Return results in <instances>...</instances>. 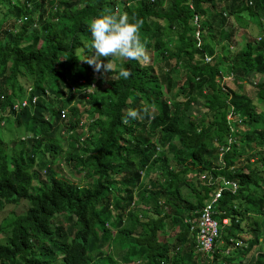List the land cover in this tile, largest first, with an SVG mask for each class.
Returning a JSON list of instances; mask_svg holds the SVG:
<instances>
[{
    "label": "trees",
    "instance_id": "obj_1",
    "mask_svg": "<svg viewBox=\"0 0 264 264\" xmlns=\"http://www.w3.org/2000/svg\"><path fill=\"white\" fill-rule=\"evenodd\" d=\"M117 9L143 21L140 39L150 62L117 61L131 77L114 81L107 73L88 96L96 78L82 61L92 42L89 22ZM235 16L260 38L239 49L233 44V51V40L243 41L228 23ZM0 17V127L22 128L13 138L0 134V207L28 203L13 212L8 229L0 225V264L244 263L241 255L264 234V113L252 102L241 104L236 90L232 99L217 79L223 59L230 61L234 81L252 84L264 100V0H0ZM29 86L37 101L16 111L11 99L24 97ZM229 94L240 122L227 119ZM72 100L82 107L72 106L65 120L60 110ZM144 106L151 117L121 122L128 109ZM81 127L89 131L82 141ZM62 129L70 132L71 147L54 162L63 153ZM217 145L227 149L223 163ZM205 173L237 182L236 192L224 191L216 201V217L230 219L222 239L238 237L248 246L203 259L191 227L218 188ZM184 187L194 202L183 196ZM164 224L179 229L172 243L157 240ZM136 225H145L138 249L129 246ZM115 227L110 248L117 252L107 253ZM244 232L254 237L239 235ZM134 251L138 259L127 262ZM257 262L264 264V253Z\"/></svg>",
    "mask_w": 264,
    "mask_h": 264
},
{
    "label": "clouds",
    "instance_id": "obj_2",
    "mask_svg": "<svg viewBox=\"0 0 264 264\" xmlns=\"http://www.w3.org/2000/svg\"><path fill=\"white\" fill-rule=\"evenodd\" d=\"M22 19H26L24 16ZM134 21V22H132ZM143 21L137 19L136 17H129V15L124 12L121 13L118 9L117 10H109L108 13L102 14L94 19H92L89 22L88 28L91 33V46L89 49H87L88 54L85 55V58L82 60L84 63H87L89 66H92L95 73L100 74V78L104 79L105 74L111 73V79L116 81L120 78H123L125 80L129 79L132 75L131 71L128 69H125L123 67H118L117 61H120L121 63L123 61L131 60V61H137V62H147L149 57L147 54L146 46L144 43L141 42L140 39V29L142 27ZM260 36H258V39ZM105 61H107L105 63ZM115 73V75H113ZM233 75V73H232ZM223 76V73H222ZM257 77L259 78V75L257 74ZM234 76L229 77L225 79V82L227 80H234ZM257 78V80H258ZM257 80L254 79L256 82ZM254 82V83H255ZM95 86V84H94ZM94 86L89 87V89H96ZM224 91L231 90L232 92V99L234 97L233 95V88H229L227 86H222ZM255 92V90H254ZM31 88L30 86L26 88L25 96L22 97L19 100H15V102H12L13 105L18 106L16 108V111H18L20 108H23L25 106H31V104H35L37 101V96L31 97ZM31 97V98H30ZM231 94H229L226 98V102L230 104L232 107L234 104L230 102ZM27 100V101H26ZM75 101L72 100L70 104H67L66 107L60 110L61 117L67 120L65 117L70 114V108L72 106H76L78 104H75ZM56 107V103H53ZM9 104H7L6 109H9ZM57 108V107H56ZM5 109V110H6ZM230 112L234 119H228L240 122L239 115L234 112V109L231 108ZM228 115V114H227ZM145 116L151 117V112L148 106H144L142 109H128L126 112V115L122 117L121 122L125 125L129 124L130 120H142ZM230 130V129H229ZM61 133L65 136L67 134H70L69 131H65V129L61 130ZM82 136H79L80 141H82ZM219 149H225L224 146L218 147V161L222 162V154L219 151ZM226 150V149H225ZM38 161V160H37ZM224 165V164H223ZM207 175H211L210 173H205ZM218 178H225L228 181H235L229 178H226L225 176L216 175ZM236 185L237 182L235 181ZM238 187V186H237ZM237 187L234 192H236ZM230 191V190H225ZM231 192V191H230ZM231 192V193H234ZM217 204V203H216ZM3 207H0V210H2ZM202 209V208H201ZM201 209L198 210L197 215L194 218L193 226L197 223L199 214ZM216 205L214 208L213 218L218 223V235L214 239L212 247L209 251L201 250L200 245L196 238V228L191 229L195 232V238H196V248L198 251L207 254L208 257L213 258L214 252H220L222 256L228 255L231 252L238 251L239 248H243L248 246L243 240H240L238 237H230L228 241L221 238V226L222 224L226 225L230 222V219L227 216H223L220 218L216 217ZM223 219H226V222H223ZM11 219L9 218L8 221L5 222L4 225L0 223V225L6 229H8V223ZM2 233V232H0ZM4 234V233H3ZM5 235V234H4ZM239 235H245L242 237L252 238L254 237L249 232H244ZM264 234L258 235V241L253 244L252 249L248 253H244L241 255L240 259L242 261L243 257H247V261L243 264H259L257 260L259 259V254L264 253ZM221 244V245H219ZM235 257V255H232ZM233 264H241L237 261L233 260L231 261ZM248 262V263H247ZM220 264H225L223 261H220Z\"/></svg>",
    "mask_w": 264,
    "mask_h": 264
},
{
    "label": "rangeland",
    "instance_id": "obj_3",
    "mask_svg": "<svg viewBox=\"0 0 264 264\" xmlns=\"http://www.w3.org/2000/svg\"><path fill=\"white\" fill-rule=\"evenodd\" d=\"M1 18V17H0ZM228 23L232 24L233 27H236V32L235 34L240 38V40H243L242 42H239L238 39L236 40H233V43L230 44L229 48L232 49V45L234 44V47H236V49H239L241 48L246 41H249V40H252V39H256L257 38V34H254L255 30L252 29L251 25L249 24L248 21H246L245 19H242V18H239V17H236L235 18H228ZM258 31V30H257ZM176 35V33L172 32V30L168 31L167 32V37L168 38H173L174 36ZM237 38V37H236ZM258 39V38H257ZM208 41V40H207ZM214 46L216 44H213ZM233 50V49H232ZM218 51V50H217ZM233 51H236V50H233ZM78 55H81V50H79L78 52ZM220 56V53L219 51L217 52V57ZM85 58V57H84ZM149 62H150V59H148ZM207 59H205L206 61ZM224 63L223 64H220L219 65V69L220 71L223 73V76L221 78H218L217 81L219 82V84L221 86H227L229 88H233L234 90H236L238 92V95H239V100L241 101V104H243L244 106L245 105H248L250 104L251 102L255 105V109L257 112H260V113H264V100H259L258 97L255 96V88L252 84L250 83H240V82H236L234 80H227L225 82V79L227 78V76L229 77H232L234 76L235 77V74H234V71H233V68H232V64L230 61H227L225 59H223ZM233 73V75H232ZM96 74V78L93 80V83L90 85V87L94 86V84H96V82L100 79V74L99 73H95ZM257 75L254 76V79L257 80ZM104 83V82H103ZM25 84V82L23 83V85ZM95 87V86H94ZM94 89H89V87L85 90V94H87L88 96H90L92 94V91ZM10 92V90H9ZM173 96V95H172ZM49 97L51 98V100L53 101V103H56V99L54 96L52 95H49ZM173 98H175V95L173 96ZM178 100H181V96H178L177 98ZM201 100V99H200ZM27 101V100H26ZM11 102H15L14 99H11ZM201 102V101H200ZM75 104H78L77 105V108L80 110L81 107H82V103L81 102H76L75 101ZM32 107V106H30ZM198 110H202V108H205L204 105L201 103L199 104L198 103ZM234 109V112H235V108L234 106H229V113L227 115V118L229 119H234V117L232 116L233 112L231 113L230 110ZM10 112H9V109L5 111V115H8ZM95 117L96 118L98 116L97 113H94ZM196 115L199 116V113H196ZM73 118L74 116L71 115ZM87 119L89 120H92V115L91 114H87V115H84ZM100 118L103 120L104 117L103 116H100ZM85 125V124H84ZM80 130H78V132L80 133V136L82 137H85L88 135L89 131L87 132V129L86 127H81L79 128ZM230 129V128H229ZM22 130V128H14V126L12 124H7V126L5 128H1L0 127V134H2L3 136L1 137H5V138H9L12 136L13 137H16L17 136V133H19L20 131ZM28 134H31L30 132H28ZM58 140H59V143L63 146V153L60 154V155H56V157L54 158V162H60L62 161L61 159L63 158L64 154L68 152V149H70V143L67 142V139L65 138V135L61 133V136L58 137ZM226 140V138H225ZM229 141V140H227ZM219 145L215 146L214 148V152L216 150V148H218ZM219 151L221 152L222 156L223 154L227 151V149L223 150V149H219ZM218 152V150H217ZM48 155V153L46 154ZM36 161L37 160H42L41 158H39V156L35 159ZM60 160V161H59ZM234 165H231L229 167H232ZM264 170V169H263ZM63 172H67L66 175L71 177L75 182L79 181L81 184H84L85 182V179L81 178V177H77L74 173H75V169L74 168H70V170L66 167H64L62 169ZM245 171H247V169H245ZM43 172V171H42ZM43 174V173H42ZM42 177H44V175H42ZM142 181L146 182V179H143ZM36 183V182H35ZM192 184V183H191ZM189 184V185H191ZM196 186V184H194ZM188 188L187 187H184L183 188V196L184 197H188L189 200L191 201H195V198L193 195H188ZM3 204V209L0 210V223H2V225L5 224L6 221L13 218V212L15 211L17 214L25 211L27 209V206H28V203L26 200L24 201H19L18 203H2ZM143 208V206H142ZM128 219L126 218L125 219V222H124V225L128 224ZM113 222V218L110 216L107 223H106V226L110 225L111 223ZM144 224V223H142ZM126 227H129V225H126ZM144 228H145V225H141V226H137L136 225V231L131 234V237L130 238V242H129V246L131 245V247L135 248V249H138L139 245H140V241H136L135 239L138 238V239H142L144 238L145 236L143 235L144 234ZM250 229V227H247ZM132 232H133V229H132ZM179 233V229L177 228V226H173L172 229H168V226L167 225H162V227L160 228L159 232H158V235H157V240L159 243H172L174 241V237L176 236V234ZM263 235V234H262ZM4 236L3 233H0V238H2ZM138 236H141V237H138ZM118 237V232H117V228L115 227L113 229V232L111 234V238H110V241L108 242L109 243V248L108 250H106V252L108 253L109 251H113V253L117 252L115 250L116 248V245L112 244V248H110V244L112 243V241L114 239H116ZM263 237V236H261ZM264 238V237H263ZM221 245V244H219ZM201 257L203 259H206L207 258V254L205 253H202L201 252ZM116 256V255H114ZM209 256V255H208ZM139 257V254L137 255L136 252L134 251L131 258L127 259V262L131 259L133 260H137ZM118 259V257L116 258ZM243 259H245V262L247 261V257H243ZM242 259V260H243ZM244 262V263H245ZM165 264V263H163ZM243 264V263H241Z\"/></svg>",
    "mask_w": 264,
    "mask_h": 264
},
{
    "label": "built area",
    "instance_id": "obj_4",
    "mask_svg": "<svg viewBox=\"0 0 264 264\" xmlns=\"http://www.w3.org/2000/svg\"><path fill=\"white\" fill-rule=\"evenodd\" d=\"M206 176L212 182H217L218 188L211 193L212 199L201 209L197 223L192 228H196V238L200 245V249L209 251L214 239L218 235V223L213 218L216 201L220 199L225 190L234 192L237 185L235 181H228L225 178H218L207 174ZM226 221V219H223V222Z\"/></svg>",
    "mask_w": 264,
    "mask_h": 264
}]
</instances>
